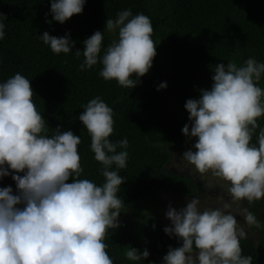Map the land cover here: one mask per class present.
Masks as SVG:
<instances>
[{
	"label": "clouds",
	"instance_id": "clouds-1",
	"mask_svg": "<svg viewBox=\"0 0 264 264\" xmlns=\"http://www.w3.org/2000/svg\"><path fill=\"white\" fill-rule=\"evenodd\" d=\"M84 4L85 0H50L52 19L63 24L82 13ZM5 19L0 14V40ZM105 30L117 34V39L101 55ZM152 36L148 16L120 11L106 19L103 31L83 41V51L74 52L84 58L79 69L100 63L103 79L132 89L152 67L157 47ZM40 39L54 54L71 53L75 45L67 34L56 37L45 31ZM213 72L211 87L184 105L192 123L190 131L188 124L181 131L195 138V151L189 149L181 158L199 174L211 172L228 182L230 199L217 197L216 206H202L193 197L179 210L169 205L166 218L171 226L163 231L182 243L169 247L163 264H253L252 256L242 255L244 224L264 226L238 203L264 199V127L258 123L264 117V88L259 86L264 63L249 57L240 66L234 61L218 63ZM166 86L161 83L157 90ZM34 95L30 80L20 73L0 83V178L11 170L16 185L15 194L10 186L0 188V264H114L105 239L110 229L121 226L125 204L118 193L125 178L119 170L126 168L129 153L126 138L115 143L109 139L113 109L97 96L78 116L90 136L94 159L102 165L104 182L98 186L79 178L81 137L59 127L51 137L46 135L48 125ZM125 257L143 261L149 252L127 246Z\"/></svg>",
	"mask_w": 264,
	"mask_h": 264
},
{
	"label": "trees",
	"instance_id": "trees-1",
	"mask_svg": "<svg viewBox=\"0 0 264 264\" xmlns=\"http://www.w3.org/2000/svg\"><path fill=\"white\" fill-rule=\"evenodd\" d=\"M125 9L150 18L157 44L152 67L132 89L103 79L100 63L81 71L83 55L74 53L83 51V41L95 31L104 30L107 18L114 19ZM0 14L6 17L0 40V83L16 73L30 80L33 101L48 125L46 135L51 137L59 127L80 136L79 178L98 186L104 182L102 165L94 159L90 136L78 116L82 106L97 96L113 109L114 131L109 139L115 143L126 138L129 155L126 168L119 170L125 182L118 195L125 208L119 216L121 226L110 229L105 239L108 254L114 264H163L169 247L182 242L163 231L168 225L158 195L193 198L202 191L197 178L168 167L173 154L195 151V138L181 131L185 124L190 131L192 123L184 105L211 87L216 64L234 61L240 66L249 57L264 63V0H85L82 13L63 24L52 19L50 0H0ZM45 31L56 37L67 34L75 41L73 52L54 54L40 39ZM104 36L101 55L117 39V34L106 30ZM165 82L166 88L157 90ZM259 86L264 88V75ZM258 123L264 127V117ZM252 142L256 143L255 135ZM9 171V176L0 178V188L10 186L15 194L11 179L15 173ZM260 203L244 202L264 224V212L257 208ZM250 230L258 233V244L241 239L242 255L252 256L253 264H264V226ZM127 246L146 248L149 257L130 261L125 257Z\"/></svg>",
	"mask_w": 264,
	"mask_h": 264
},
{
	"label": "rangeland",
	"instance_id": "rangeland-1",
	"mask_svg": "<svg viewBox=\"0 0 264 264\" xmlns=\"http://www.w3.org/2000/svg\"><path fill=\"white\" fill-rule=\"evenodd\" d=\"M170 163L168 167L171 170L186 173L192 175L193 177L197 178L198 182L201 185V193L197 196L200 199L202 206H216L217 204V197H222L225 201L230 199L229 194L227 192V188L229 187L228 182L223 181L222 179L215 177L211 174V172L207 174H199L194 166L188 164L184 161L177 153L171 156ZM192 198H185L177 195L161 193L158 195V200L162 203L160 212L163 214L165 222L168 226H171V222L166 218V212L168 210L169 205L173 208L179 210L182 207H185L187 202L190 201ZM245 200L238 202L240 208H246L244 204ZM233 208L236 209L237 205L234 204ZM257 208L262 209L264 212V199L261 200V203L257 205ZM261 211V213H262ZM260 213V214H261ZM237 220L244 224L243 217H236ZM245 231L247 232V238L251 239L253 242L258 244V233L255 231L250 230V228L244 224Z\"/></svg>",
	"mask_w": 264,
	"mask_h": 264
}]
</instances>
